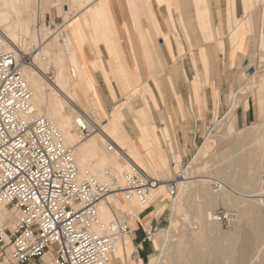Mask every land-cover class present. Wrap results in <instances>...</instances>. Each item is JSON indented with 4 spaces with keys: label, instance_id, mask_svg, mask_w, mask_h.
Segmentation results:
<instances>
[{
    "label": "bare ground",
    "instance_id": "6f19581e",
    "mask_svg": "<svg viewBox=\"0 0 264 264\" xmlns=\"http://www.w3.org/2000/svg\"><path fill=\"white\" fill-rule=\"evenodd\" d=\"M156 2L166 4L168 18L165 19L167 23L165 25H168L170 30H175V17L168 1L156 0ZM241 2L242 17L231 18L230 11H227V23L230 27L228 41L233 46L246 38L245 32L250 36L251 41L255 38L253 18L257 5H263L262 19L264 16V0H242ZM6 3L8 0H0V24H5L7 32L5 34L2 32L5 36L4 47L14 49L18 58L21 56L17 49L18 46L27 49L32 42L35 44L41 42L33 54L34 64H24L22 73L32 92V104L60 130L66 144L70 146L79 169L80 178L93 176L103 181L105 170L111 169L120 179L122 170L131 168H139L154 179L157 178L155 175L158 176L159 183L154 188L153 197L149 201L150 204L153 203L154 210L149 211L146 216L153 214L155 218H159L167 207L170 208L171 214L169 227L160 228L155 233L153 244L160 252L148 256L149 264H264V215L253 214L264 209V161L260 159L261 155H264V119L255 131L245 130L236 135L233 133L235 130V110L243 102L241 98H245L244 96L248 95L247 92L250 93L251 87L249 88L247 84L243 86L244 83L240 87L241 93L240 91L237 94L233 92L234 97L226 113L223 117H217L218 121L204 138L202 146L190 162L191 165L185 169L181 168L177 172L179 177L176 179V196L170 199L171 202L168 205L164 198L169 196L166 190V181L169 180H167V174L170 172V166L165 152L159 145H156V141L160 142V138L157 134L158 129L151 120L148 100L143 97L138 100L135 99V103V100L132 101L134 103L133 111L130 112L126 104L133 97L128 95L121 99L117 97L119 100L116 105L111 110L106 111L105 102L101 105V101L98 100L99 96L102 97L101 92L94 90L85 74L83 65L79 63V58H82L83 52L78 54L74 34L80 36L81 38H79L82 40L81 31H83L95 57L90 63L91 66H95V68L97 65L101 66L100 52L94 36L95 32L91 30L90 26L91 22L94 21L101 38L107 40L104 45L113 54L124 87L127 90L133 88L131 76L125 72L119 52L112 40V34H116V32L107 17L103 2L100 0H77L74 5L71 2L73 7L66 6L63 8L65 14L69 13L71 9L80 10L68 21L64 31L61 30L62 42L59 43L56 40L45 41L44 43L45 34L40 32L39 28L35 30V37L22 35L16 40V32L11 27L10 22V8L9 10L6 9ZM128 14L129 20H133L131 12ZM149 18L151 21L150 16ZM177 20L180 28L184 29V18L178 16ZM129 25L131 27V24ZM55 30L57 29L55 28ZM132 31L127 29L125 34H133V27ZM220 31L219 29L218 32ZM157 34H159L158 31ZM184 36L187 39L185 32ZM23 39H25V43H23ZM216 40V46L219 50L224 51L223 38L218 37ZM210 48L211 45L205 46L207 50ZM189 49L190 55L193 56L191 47ZM202 50H199L200 62L204 66L206 61L203 58L205 54ZM249 50H251V45ZM179 51L184 52L182 45H180ZM42 56L45 57V61L42 60ZM68 62L72 64L69 74L63 71ZM45 65H49L51 68V65L57 67L56 71L52 68L53 79L51 81H48L42 74ZM71 69L74 71V77L71 75ZM195 70L196 80L203 83L205 72L200 73V70ZM256 72L257 70L254 68L253 73L247 75L248 79L246 80L249 81L255 77ZM258 82L260 88L258 87L259 89L254 93L262 91L264 73L258 77ZM154 83L160 96H162L165 89L163 86H166L165 81L163 78H159V80L154 79ZM259 96L261 95L259 94ZM82 97L84 101L80 100ZM150 98L156 106L152 92ZM92 99L97 101L93 103ZM65 104L71 106L75 113H65ZM78 108L84 111L90 109L93 112L91 113L93 119L98 122L100 118H106L104 123H98L93 133L84 138H79L75 130ZM156 113L163 126L161 128L163 135L167 137V140H171L172 134L168 123L170 113L164 110H158ZM127 115L132 118V125L145 144L148 151L145 156L130 139L123 125ZM190 123L192 124L191 117ZM250 132H254V136H251ZM154 137H156V141ZM249 137L252 139L250 140ZM214 147L215 150L212 151ZM150 152L155 155L156 159V174L154 175L152 173L154 169L149 161ZM205 155H209V158L207 159ZM202 157L206 158V161L208 160L209 165L200 166L202 167L200 169H192L195 165L194 161L198 158L202 160ZM180 161L181 158L179 157L171 164L180 165ZM219 202L226 204L227 211L235 213L234 221L231 224L234 227L232 231H221L220 223L210 218L214 207ZM237 202H243V205L237 206L235 204ZM109 204L135 213L140 212L145 207V205L139 204L134 197L125 199L120 192L109 193L99 203V216L103 221L112 219ZM180 216H183L184 219L191 218L195 226H193L194 229L184 227V229L177 231L175 228ZM222 239H226L228 243L226 245L221 244ZM133 243L130 238H126L124 243L118 245L109 264H128L126 261L132 253ZM135 254L137 253L135 252ZM42 258L49 262V253L44 254Z\"/></svg>",
    "mask_w": 264,
    "mask_h": 264
},
{
    "label": "built area",
    "instance_id": "2783aa9c",
    "mask_svg": "<svg viewBox=\"0 0 264 264\" xmlns=\"http://www.w3.org/2000/svg\"><path fill=\"white\" fill-rule=\"evenodd\" d=\"M62 24L51 21L49 27L61 36ZM4 37L0 32V264H109L126 238L136 242L132 253H137L157 231V224L140 225V218L151 211L149 201L159 181L139 168L123 169L120 179L111 169L105 170L103 181L80 178L70 146L32 104L22 73L24 64H34L33 54L41 42H32L27 49L18 46L21 56L17 58L14 49L4 47ZM42 74L48 81L53 79L49 65ZM78 109L75 130L84 138L98 122L93 114ZM178 177L166 181L170 196L176 194ZM117 192L145 207L135 213L109 204L112 219L103 221L99 203ZM210 218L229 226L235 213L217 209ZM46 253L49 262L42 260Z\"/></svg>",
    "mask_w": 264,
    "mask_h": 264
},
{
    "label": "crops",
    "instance_id": "0c3cea01",
    "mask_svg": "<svg viewBox=\"0 0 264 264\" xmlns=\"http://www.w3.org/2000/svg\"><path fill=\"white\" fill-rule=\"evenodd\" d=\"M167 1L175 17V30H170V27L165 25L167 24L165 19L168 18V10L164 2L158 4L156 0H108L105 3L103 1V5L107 17L108 14L111 17V21L109 20L111 25L113 24L112 26L115 28L116 34H112V40L119 52L120 61L125 72L131 76V82L138 87L144 85L146 89H151L146 82L147 80L151 83V79L153 81L155 77V80L163 78L165 81L166 89H169L170 95L168 96V93L164 94V98H162L153 87L151 90H155L154 101L156 106L152 103V99L149 102L153 109L154 122L157 124L161 125L158 119L159 116L156 113L158 110L165 109L164 111L171 114L173 126L176 128L179 137L182 154L181 160L184 162L191 155L197 140L201 137L203 124L208 121L215 110L222 112V110L227 108L230 93L238 87L239 74L236 65L243 52L235 50L234 46L228 42L226 35L223 41L224 50L227 54L224 56L214 42L218 37L215 38L211 24L215 28L220 26V22L222 21V26H225V17L222 16L226 15L227 18V11L229 10L231 18H240L239 16L243 11V7L242 0H229L228 2L227 0ZM129 11L133 15V20H129L127 17L129 16ZM149 16L151 17V21ZM178 16H181L185 20L184 29L180 28V25L177 23ZM129 24H131V27ZM132 27L134 28V33L130 35L125 34L127 29L132 31ZM200 30L212 39L211 44L218 55L227 59L228 63L233 60V65H231L230 69L226 65L223 66V63H218L215 69H213L211 78L207 79L204 74V82L207 84L203 89L200 88L203 83L197 81L194 78V74L196 73L195 69L199 70L200 43L208 42L203 44V47L210 44L206 40L205 34L201 35ZM157 31L159 34H157ZM174 31H176L177 36L173 34ZM94 32L101 58V66L97 65L95 69L90 64L95 57L87 38H85V32L81 31L82 40H80V36L74 34V40L77 44L78 54L80 55L83 52L82 58H79V63L83 65L85 74L93 85L94 90L96 89V92L100 91L104 96L105 104H107L108 108L113 97H115L114 92L121 93L120 91H126L127 88L124 87L120 78L112 52L104 45L107 40L101 38L100 32L97 31L95 26ZM184 32L187 39L184 36ZM174 36H176V40ZM180 45L185 49L186 55L182 58L179 55ZM245 45L248 47L246 39ZM190 47L193 56L190 55ZM155 52L156 55L154 54ZM203 58L206 61L204 55ZM244 59L242 57L240 62ZM206 65H208L207 61ZM159 67L161 69L160 76L157 75ZM247 68L243 70L244 73ZM191 75L192 79L189 81V76ZM245 75L247 76V74ZM149 76L151 79H149ZM166 79L169 81V86ZM80 100L84 101V98L82 97ZM98 100L101 101V103L99 101L101 105L104 104L102 97L99 96ZM93 101L95 103L97 100L94 99ZM105 104L104 107L106 106ZM185 107L192 108V126L187 119ZM107 108L105 107V110ZM261 117H264V89L258 93L248 95L237 106L235 123L237 126H244L256 122ZM146 218L145 216L143 220L145 221ZM153 218L155 217L150 218L151 221H153ZM152 250L153 248L150 244L147 242L143 243L142 249L133 257L136 264H145V259L151 254ZM33 263L36 264L37 262Z\"/></svg>",
    "mask_w": 264,
    "mask_h": 264
},
{
    "label": "rangeland",
    "instance_id": "374dc122",
    "mask_svg": "<svg viewBox=\"0 0 264 264\" xmlns=\"http://www.w3.org/2000/svg\"><path fill=\"white\" fill-rule=\"evenodd\" d=\"M76 1L77 0H8V3L5 4V7H6L7 10H9V8H10V10H9L11 12V14H10V22H11V27L16 32V40H18V38L20 36H22V35H29V37H31V36L35 37L36 36L35 30H36L37 26H39L40 32L42 31L45 34V39L44 38H43L44 40L42 39L44 41V43H45V41H52V40H56L58 43L60 41L62 42L61 36H59V34H56L52 27H49L50 22L51 21H55V22L58 23V22L62 21L63 24L61 25V30L66 28V25H67L68 21L80 9L79 10L71 9L70 12L66 13V14L64 13V10H62V9L66 8V6L67 7H70V6L73 7L74 2L76 3ZM101 1L102 2L104 1V3H105L108 0H101ZM71 2H73V5H72ZM262 10H263V5L262 4L257 5L256 12H255L254 18H253V26H254V31H255V38L253 39V41L250 40V36L245 32L244 35H245L246 38H244V40L242 42H238L234 46L235 50H240L243 53L240 55L239 60L237 61V65H236V68L238 69V74H239L238 75V87H237V89L235 91H232L230 93L228 104H230V102L232 101V99L234 97V95H233L234 93L237 94L239 91H240V93L242 92V90H240V87H242V85L244 83L245 84L243 86H245L247 84V86L249 85V88L251 87L250 88V93L249 92L246 93L248 95L254 94V92H256V90L260 88L259 84H258L259 83L258 82V77H260L264 73V16H263V19H262V15H261V13H262L261 11ZM108 17H110L109 14H108ZM222 17H225V24H226L225 26H222V21L220 22V24H221L220 28H218L219 26L214 28L213 24H211V28L213 30V33L215 34V38H217V37L225 38L226 35L229 38L230 31H228V30L230 29V27H228L226 15H223ZM239 17H242V12H241ZM260 18H261V20H260ZM109 20L111 21V17L109 18ZM18 22H19V24L17 25ZM93 25L96 27L94 21H92L91 25H90L91 26V30L94 31V26ZM219 29L222 32L221 31L218 32ZM0 32H3L4 34L7 33L4 23L0 24ZM200 33H201V35L205 34L201 30H200ZM173 34L176 35L175 31L173 32ZM176 36H174L175 40H176ZM145 37H147V36H145ZM205 38H206L207 41H209V44L211 45L210 49H212V50H210V49L207 50V49H205V47H203V44L208 43V42H205V43L201 42L200 43V45H201L200 50L203 49L202 51H204L205 58H206V61H207L208 65H204L203 66L202 62L199 61V63H200L199 64V70H200V73L205 72L204 74H205L206 78L209 79V78L212 77L213 69H215V67H216V65L218 63L219 64L223 63V66L226 65L230 69L231 65H233V60L228 63L227 59L222 58L221 55H218L217 52L213 49V46L211 44V40L212 39L210 37H208L207 34H205ZM212 38H213V35H212ZM177 39H178V37H177ZM245 39L248 42V47L245 45ZM56 41H54V42H56ZM214 42H215V44L217 43L216 40H214ZM243 44H244V46H243ZM176 45H177V43H176ZM250 45H251V50H249V46ZM219 51L224 56L227 54L225 50L224 51L219 50ZM154 54L156 55V52ZM179 55H180V58L186 56L185 55V49H184L183 53L179 51ZM46 57H48V56H46ZM242 57L245 58L244 60H247V58H248L247 65H245V66L242 64L244 60L242 62H240V59ZM48 58H47V60H48ZM174 61H176V60H174ZM35 62H36V60H35ZM69 64L70 63L68 62L67 65L65 66V69L63 70V71H66L67 74H69V69H70V67L72 65V64H70V65ZM82 64H83V62H82ZM189 64H190V62H189ZM51 66L56 71L57 67H54L53 65H51ZM91 67L93 69H95V66H91ZM204 67H205L206 70L204 69ZM247 67L248 68L249 67H253V68H255L257 70V72L255 74V77H257V78L253 77L249 81L246 80L248 78L245 75V73L243 72V70L246 69ZM232 70H233V68H232ZM39 72H41V71H39ZM160 74H161V69L159 67L157 75L160 76ZM195 75H196V73L194 74V78L197 77V76L195 77ZM141 76H144V75H141ZM149 79H151L150 76H149ZM154 79L155 78H153V81L151 79V81H150L151 83H149L148 80L146 82L150 86L151 89L154 87V89L157 91V94L160 95V93H159V91H158V89H157V87H156V85L154 83ZM189 79H190L189 81H191L192 75L189 76ZM167 83H168V86H169V81L168 80H167ZM206 84L207 83L204 82V80H203V85L200 88L203 89V87ZM164 87H165L164 91L166 93L163 91L164 93H162V96H160L162 98H164V94L168 93V96L170 95L169 94V89H166L167 86H163V88ZM151 89H149V88L146 89L144 85H142L141 87H138V86H136L133 83V88L131 90L120 91L121 93L114 92L115 93V95H114L115 97H113V100L109 104L108 108H107V104H105L106 105L105 107L107 108L106 111L111 110L113 108V106L116 105L117 101L119 100V99H117V97L121 99L122 97L128 95V96L133 97L126 104V107L131 112V111H133V107H134L133 104L136 102L135 99L138 100V99L143 97V98L147 99L148 102H149L150 99H152V98H150V93L152 92L154 94L155 90H151ZM263 89H264V87H262V90ZM246 94H244V95H246ZM247 96H244V97L246 98ZM245 98H241V101H243ZM93 100L94 99H92V102H94ZM132 101H134V103ZM102 102H105V99H104L103 95H102ZM149 104H150V102H149ZM228 106H227V108L222 110V112H218L217 110H215L214 113L208 119V121L203 124L202 130H201V137L197 140L196 146L194 147V150L192 151L191 155L188 156L187 160H185L184 162L182 160L180 161V165H176V163L171 164L172 161L178 159L179 157L181 158V156H182L181 147H180V143H179V137H178V134L176 132V128L173 126L171 114H169L170 117L168 118L169 119L168 123H169L170 129H171L172 137H171V140H167V137H165L163 135V129H161L163 126L157 124L156 122H154L153 109L150 106V109H151V115H150L151 116V120L154 122V124L156 125V127L158 129L157 130V134H158V137L160 138V142L156 141V137H154V139L156 141V145H159L161 147V149H163V151L165 152V154L167 156V159H168V165L170 166V172H169V174H167V180L172 178L175 174H177V172H179V170L181 168L185 169L188 165H191L190 162L193 160V157H195V155H196L197 151L199 150L200 146H202V144L204 142V138L209 134L210 129L218 121L217 117H223L224 114L226 113L227 109H228ZM71 110H72L71 106L65 104L64 112L65 113H75V112H73V110L72 111ZM85 112L93 113V112H91L90 109L88 111L85 110ZM235 112H236V110H235ZM185 113H186V116H187V119H188L189 123H190V116H191V119H192V122H193L192 108L191 107H185ZM189 113H190V115H189ZM188 116H189V118H188ZM105 119H106L105 117L104 118L102 117V118L99 119V122L100 123H104ZM263 119H264V117H261L256 122H254L252 124H247V125H244V126H237L236 123L234 122V129L235 130L233 131V133L236 135L238 132L245 131V130H247V131H255L256 128L260 124H262ZM159 121H160V119H159ZM123 125H124L125 129L127 130L128 134L130 136V139L135 143V145L139 148L141 153L145 156L146 155L145 153H147L148 151H147V149L145 147V144L143 143L141 137L139 136L137 131L134 129V126L132 125V118L130 117V115H127L126 121L123 122ZM190 125L192 126L193 123L192 124L190 123ZM250 133H251V136H254V132H250ZM251 139H252V137L250 138V140ZM250 140H249V142H250ZM170 148H171V150H170ZM214 150H215V147L213 148L212 151H214ZM209 155L208 156L205 155V157L207 156L206 158L208 159ZM206 158L202 157V160H201V158L196 159L195 160L196 162L194 161L195 165L193 166L192 169H194V170L197 169V168L200 169V168H202L200 166L204 167V165L205 166L209 165L208 162H207L208 160L206 161ZM260 159H262L264 161V155H261ZM155 160H156L155 159V155L152 152H150L149 161L151 163V166L154 169V170H152L153 175L156 174V163H155ZM205 162H206V164H205ZM155 178L158 180V176L157 175H155ZM175 196H170L169 195V196L164 198V201L169 205L170 202H171L170 199L174 198ZM152 204L153 203H151V208L150 209L154 210L153 209L154 205H152ZM235 204L237 206H242L243 202H240V203L237 202ZM226 208H227L226 204H224L222 202H219L214 207L213 211L217 210V209H225V210H227ZM170 214H171V210H170L169 207H167L164 210V212L160 215V217L158 218V221H154V218H153V222L152 223L153 224H157V231L160 228H168L169 227ZM253 214H262V215H264V209L260 210L258 212H255ZM146 217L147 218L145 219V221L142 218H140V225H148V223L151 221L150 218L154 217V215L153 214H150V215L148 214ZM182 217L183 216L179 217L180 219H179V222H178V224H177L175 229L177 231H180V230L184 229V227L190 228L191 230L194 229L195 226L193 224L192 219L187 217L188 219L186 218L187 219L186 220V219H184V217L183 218ZM184 221H185V224H184ZM220 229H221V231H232L234 229V227L232 225L227 226L225 224H223V225L220 224ZM135 236H136V239H139L140 236H141V231L136 232ZM212 237H214V236H212ZM154 238H155V236H154ZM154 238H153V240H154ZM135 243L136 242L133 243L132 251H133V249L135 247ZM220 243L223 244V245H226L228 243V241L226 239H222L220 241ZM148 244H150V246L153 248L151 254H158L160 252V251H158L155 248V246L153 244V241L149 242ZM135 255H136L135 253L134 254L130 253V256L128 257V260H127L128 264H136V261L133 258ZM42 260L45 261L44 258H42ZM145 264H149V257H147L145 259Z\"/></svg>",
    "mask_w": 264,
    "mask_h": 264
},
{
    "label": "water",
    "instance_id": "95a60500",
    "mask_svg": "<svg viewBox=\"0 0 264 264\" xmlns=\"http://www.w3.org/2000/svg\"><path fill=\"white\" fill-rule=\"evenodd\" d=\"M244 66L247 65V60H244L243 63H242ZM254 71V68L253 67H249L246 71H245V74L249 75L251 73H253Z\"/></svg>",
    "mask_w": 264,
    "mask_h": 264
}]
</instances>
